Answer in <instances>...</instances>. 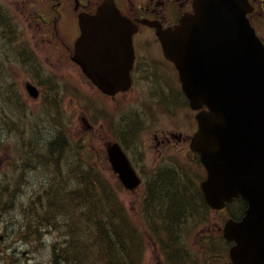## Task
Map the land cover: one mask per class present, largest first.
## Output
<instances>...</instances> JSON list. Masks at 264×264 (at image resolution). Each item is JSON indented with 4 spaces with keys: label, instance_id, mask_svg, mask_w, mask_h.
<instances>
[{
    "label": "water",
    "instance_id": "water-1",
    "mask_svg": "<svg viewBox=\"0 0 264 264\" xmlns=\"http://www.w3.org/2000/svg\"><path fill=\"white\" fill-rule=\"evenodd\" d=\"M194 5V13L160 37L168 57L184 70L191 105L209 109L199 117L192 144L207 170L200 187L213 208L233 197L247 201L243 219L224 227L225 237L237 242L229 258L233 264H264V48L245 18L246 0H197ZM108 22L123 35L132 29L104 4L95 17L81 21L85 33L74 59L101 90L113 93L124 87L130 57L112 53L100 66L91 63L97 45L92 38ZM105 72L113 73V81ZM109 155L125 185L135 187L138 181L123 169L122 154L113 147Z\"/></svg>",
    "mask_w": 264,
    "mask_h": 264
},
{
    "label": "rangeland",
    "instance_id": "rangeland-1",
    "mask_svg": "<svg viewBox=\"0 0 264 264\" xmlns=\"http://www.w3.org/2000/svg\"><path fill=\"white\" fill-rule=\"evenodd\" d=\"M7 3L8 8L13 12V16L11 17L12 21L20 22L23 24L24 34L20 41H28L32 44V41H37L42 33L35 31L34 27H27L28 24L32 23L33 19L27 18V14L29 12L30 6L39 3L44 5V0H3ZM149 0H132L133 6L143 5ZM135 4V5H134ZM39 5V7H41ZM122 6V5H121ZM130 8L128 7L127 13H129ZM138 11V10H137ZM132 12V10H131ZM173 15V14H172ZM172 15H167V19L171 18ZM264 23V19L261 23ZM261 26L263 24H260ZM42 29V27L38 26ZM264 28V25L262 26ZM35 49H41V45L33 46ZM3 53L0 51V59ZM58 54H55V58H57ZM55 60V59H52ZM15 66L14 63H9L7 65L8 72L12 77L16 76V73L12 70V67ZM5 68V66H4ZM48 69L51 71H55L58 73L57 76L61 77V83L58 86V81H55L54 86H58L59 92H64L66 90L75 89V94L79 95H90L95 96V90L93 87L88 84L81 77L79 71L71 64H67L65 61H57L54 63L53 67L48 66ZM5 74L6 69L4 70ZM4 83H0V91L3 89ZM172 87V83L168 78L165 79H157L146 81L145 83H138L135 90L129 93L124 97H120L118 100L123 104L119 111L114 115V119L117 122V130H120L121 125L126 122L133 121L135 124L138 123V118L143 120L144 127L141 128L139 132L138 138H136V133H130L128 139H123L126 149L138 171L141 173L142 177L145 181H149L151 183L152 171L156 169V167L162 166H175L178 170H188L191 172H196L199 174L200 179L205 176L204 170L198 166L195 159L190 161L187 159L186 154H188L187 146H183V150L180 152L166 151L161 154L160 150H156L153 148V143L151 141L152 132L157 129L160 132V128L169 127L171 125L168 117L165 114L157 113L153 111L152 101L153 97L158 93H161L165 88L170 89ZM21 88V86H20ZM24 92V90L22 89ZM25 93V92H24ZM9 96L5 90L0 92V113L2 115V119L0 116V178L4 175H7L6 180H1L0 182V192L7 196L8 205V217L7 220L11 221V226H17L23 217V212H19V207L22 202L27 201L28 195L30 193V186L37 184L39 182L35 180H22L18 176L20 164L17 165V157H13L15 153V149H11L10 147L16 145L18 147V143L22 140V134L25 133L27 140L29 141H38L42 142L50 139L51 133H45L49 129L54 130L55 126L61 121H55L50 119V115L48 110L43 109V107L50 103H40V101H32L26 98V94H22V97L18 98L19 103L21 105V110L15 107L14 104L11 106V111H6L3 109L4 102H7L5 97ZM75 95H67L62 101V108L66 111V119L70 122H65L67 130L69 132L72 130L74 133L77 132L79 137L73 139V145L76 149L77 147L81 148L82 140L93 139L92 146H90L91 152L90 154L96 156L101 152L103 148V144L108 141V136L104 133L105 131L101 129L98 125L91 132L85 127L83 122L81 121V117L83 114L79 110L80 107L85 106V103L78 104L74 101ZM9 102V101H8ZM97 105V102L95 103ZM118 104V102H116ZM106 106L112 108L113 104L111 102H106ZM28 108V109H27ZM25 110V111H24ZM28 113V114H27ZM153 114V115H152ZM30 115V116H29ZM127 115H133L136 118H127ZM33 116V117H32ZM6 117V118H5ZM20 118V119H19ZM8 119V120H7ZM21 120V121H20ZM48 122H47V121ZM36 121V122H35ZM5 123V124H4ZM189 121L184 118L181 120L180 129H184L188 125ZM50 126V127H49ZM7 127V128H5ZM27 128V129H26ZM27 130V131H26ZM122 130V129H121ZM28 132V133H27ZM45 133V134H44ZM72 133V134H73ZM30 135V136H29ZM89 135V136H88ZM40 136V137H39ZM42 140V141H41ZM13 144V145H12ZM22 144L20 148H22ZM14 151V152H13ZM13 152V154L11 153ZM37 153V150H35ZM156 158H159L156 160ZM97 168H99L100 172L103 174L102 178L105 184L111 189H114V192H117V186L115 182V174L111 171L108 164L97 162ZM156 163V167L152 168V164ZM9 165V166H8ZM95 165V164H94ZM9 167V168H8ZM6 168V169H5ZM171 168H174L171 166ZM11 169V170H10ZM63 173V171H62ZM189 174V173H188ZM62 176V175H61ZM66 176V175H65ZM72 176V174H70ZM69 177V176H68ZM24 181V182H23ZM73 184H71V189L73 187H77L80 183V180H72ZM22 182V185H21ZM168 182H166L161 191H167ZM165 188V189H164ZM16 192V193H15ZM1 196V194H0ZM10 196V197H9ZM36 194L34 195L35 198ZM117 196L119 200L125 206L131 221L133 224L140 230L142 239L140 247L144 248V252H146V256L143 255L142 262L140 264H162L161 255L158 247L155 243L148 238V233L146 231H150L149 225L146 222L145 214L142 212V201L144 197V189L143 185L139 187L136 191L130 192L122 187L118 190ZM161 196L163 197V193L161 192ZM15 198V199H14ZM10 200V201H9ZM63 202H66V193L63 192L62 196ZM11 203V204H10ZM12 208V209H11ZM12 210V211H11ZM55 225L52 230H47L44 228H39V226L32 223L31 217H26L24 222L29 224L26 228H24L23 232L20 229L11 230V227L8 229V235H5L3 240L0 241V245L8 244L9 250L6 251V255L12 264H15V258L12 256L14 253L12 252V248L10 249L11 244H17V238H11L10 236L21 235L24 234L25 237L30 240H34L29 244L20 243V247H17V254L20 255L22 251H29L30 257L32 259L27 258L26 260H22V264H49V255H50V245L57 244V250L55 255L66 254L63 250L62 246L65 244V241L73 242L71 240V236H68L67 232L59 229L57 227L58 222L66 221L67 217L62 214L61 209H58L54 214ZM223 216V213H217L215 216L209 214V220L220 221ZM147 217L150 222L153 220L149 217V212H147ZM18 219V224L16 225V221ZM224 219H222L223 221ZM214 221V222H215ZM221 221V222H222ZM215 222V224L217 223ZM10 226V225H9ZM80 226V225H79ZM3 227V222L0 221V228ZM87 227V226H85ZM79 230V229H78ZM198 230L192 229V226L186 230L184 234H175L177 240H186L187 244H190L193 240L194 234ZM158 233V231H156ZM163 239V235H160ZM70 237V238H69ZM147 238V239H146ZM85 244L89 246L88 240H83ZM93 249L90 247V251ZM87 252V246H86ZM143 252V253H144ZM194 260L185 259V264H194L197 260H200V257L193 252H191ZM5 256V255H4ZM186 257V256H185ZM99 256L88 255L85 259H87V264H93L94 259H98ZM141 258V257H140ZM139 258V259H140ZM163 259V258H162ZM196 260V261H195ZM138 262V260H137ZM196 264H200V261ZM202 264H205L202 260ZM207 264H215L214 260L209 261Z\"/></svg>",
    "mask_w": 264,
    "mask_h": 264
},
{
    "label": "trees",
    "instance_id": "trees-1",
    "mask_svg": "<svg viewBox=\"0 0 264 264\" xmlns=\"http://www.w3.org/2000/svg\"><path fill=\"white\" fill-rule=\"evenodd\" d=\"M54 154L55 152L52 155ZM79 179V185L72 189L69 186L73 183L69 180L48 181L52 187L44 193L47 212L55 213L61 209L67 220L59 223L57 227L68 231L71 240H74L69 248L70 256L65 255L62 262L87 264V259L81 257L82 250L79 248L80 241L86 239L89 242L87 256H99L93 260V264H140L138 246L141 238L131 224L123 203L116 197L114 189L111 190L101 177L92 171L85 175L80 174ZM177 179L168 180V190L162 191L164 197L159 198L162 201L154 204L157 206L159 202L161 208L164 206L162 212L166 211L167 223L172 220L176 222L186 210H195V205L202 206L204 203L200 195L191 194L192 187L187 182ZM63 192L66 193V202L62 200ZM162 212L158 215L163 216ZM170 226H173L171 222ZM211 260H214L215 264L226 262L225 251L221 245H213Z\"/></svg>",
    "mask_w": 264,
    "mask_h": 264
},
{
    "label": "flooded vegetation",
    "instance_id": "flooded-vegetation-1",
    "mask_svg": "<svg viewBox=\"0 0 264 264\" xmlns=\"http://www.w3.org/2000/svg\"><path fill=\"white\" fill-rule=\"evenodd\" d=\"M99 1L101 0H66L64 2L66 6L70 5L71 2H73L74 5H79L82 10H85V6L97 3ZM187 1L191 2V0H186V2ZM47 3L54 4L55 6L59 7L63 2H61V0H47ZM160 4H163V2H160ZM259 6H262V8H264V1L259 0ZM61 9L59 11L55 9L54 12H52L49 16L40 15L39 19H36L35 13L31 11L28 12L27 18L33 19V21L32 23L28 24L27 27L29 28L33 26L35 31L42 33L41 37L37 41H32V44L30 43L31 46L29 49H25L23 45L20 48H15L12 45L13 42H10V39H5L10 43V46L13 49L17 50L18 62L20 63L22 70L29 74L28 75L26 73H22V77H25L32 82L33 80L31 77H33L34 79L42 78L40 75V70H42L43 74H45L46 71H50L48 69V66L53 67L55 62L62 61V56L66 54V50L68 51V53L70 52L68 42H66L64 38L62 36H59L57 33V21L60 20L63 16H66V13L61 11ZM254 20L257 19L255 18ZM38 26L42 27V29ZM145 42L149 44H144ZM37 45H41L42 48H33V46ZM59 46L63 48L62 51H58ZM55 54H58L57 58H55ZM50 57H53V59L55 60H50ZM167 69H170L173 72L171 65L164 59L160 47L159 45L155 44L154 39L151 37L140 38L138 50L135 51V63L133 66V71L131 72L133 82L143 80L145 76H147L148 78L161 77L164 73H166ZM156 100H165L170 102L175 101L176 103H178V91L173 90L171 92H162L161 95L156 97ZM175 138H177L176 135ZM165 142L168 143L167 140H165ZM0 194L1 204L3 200V194L2 192H0ZM25 204L26 202L24 204H21L23 209H26ZM226 216L232 217L228 212ZM0 221L3 222V227L0 228V241H2L4 236L8 235V227L6 226V218L1 213ZM214 231V227L207 229L208 233H212ZM10 246V249L12 248V252L14 253L12 256L15 258V264H22V260H26V263H28L27 258L32 259L29 258L30 254H28L26 251H22L20 255L17 254V247H20L19 242H17V244L10 243ZM8 250V244L2 243L0 245V264H12L5 253Z\"/></svg>",
    "mask_w": 264,
    "mask_h": 264
},
{
    "label": "bare ground",
    "instance_id": "bare-ground-1",
    "mask_svg": "<svg viewBox=\"0 0 264 264\" xmlns=\"http://www.w3.org/2000/svg\"><path fill=\"white\" fill-rule=\"evenodd\" d=\"M262 24V23H261ZM25 63V62H24ZM34 76V75H33ZM36 77V76H35ZM12 106V105H11ZM28 109V108H27ZM25 111V110H24ZM28 114V113H27ZM30 116V115H29ZM33 117V116H32ZM6 118V117H5ZM20 119V118H19ZM8 120V119H7ZM0 121H2L1 119H0ZM21 121V120H20ZM47 121V120H46ZM36 122V121H35ZM48 122V121H47ZM5 124V123H4ZM50 127V126H49ZM5 128H7V127H5ZM27 129V128H26ZM27 131V130H26ZM28 133V132H27ZM30 136V135H29ZM40 137V136H39ZM1 145V144H0ZM13 145V144H12ZM12 149V148H11ZM14 152V151H13ZM9 166V165H8ZM9 168V167H8ZM6 169V168H5ZM11 170V169H10ZM1 176V175H0ZM21 179V178H20ZM177 179V178H176ZM2 180V179H1ZM1 180H0V182H1ZM27 181V180H26ZM24 182V181H23ZM56 182V181H55ZM21 185H22V182H21ZM69 187H71V186H69ZM1 189V188H0ZM165 189V188H164ZM16 193V192H15ZM4 195V194H3ZM191 195V194H190ZM10 197V196H9ZM191 197H193V196H191ZM15 199V198H14ZM10 201V200H9ZM11 204V203H10ZM12 209V208H11ZM12 211V210H11ZM48 213V212H47ZM179 216V215H178ZM170 222V221H169ZM127 239V238H126ZM107 245V244H106ZM137 248V247H136ZM119 259V258H118ZM121 259V258H120Z\"/></svg>",
    "mask_w": 264,
    "mask_h": 264
}]
</instances>
